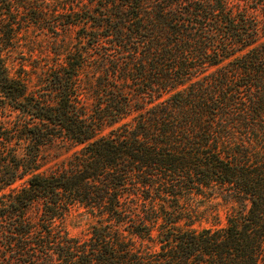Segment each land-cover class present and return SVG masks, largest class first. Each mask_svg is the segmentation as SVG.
Returning <instances> with one entry per match:
<instances>
[{"label":"trees","instance_id":"1","mask_svg":"<svg viewBox=\"0 0 264 264\" xmlns=\"http://www.w3.org/2000/svg\"><path fill=\"white\" fill-rule=\"evenodd\" d=\"M34 25L78 32L29 88ZM0 264H264V0H0Z\"/></svg>","mask_w":264,"mask_h":264},{"label":"rangeland","instance_id":"2","mask_svg":"<svg viewBox=\"0 0 264 264\" xmlns=\"http://www.w3.org/2000/svg\"><path fill=\"white\" fill-rule=\"evenodd\" d=\"M58 28V33H53L46 28L30 26L25 31L19 33L16 42V47L6 54L5 63L11 74L27 76V84L32 88L38 83V77L43 75V72L51 66H57L63 62L65 52L72 50L75 45V36L78 32L77 25H70L63 29ZM91 99L85 98L86 106L90 105ZM108 127L101 130L102 133L107 132ZM70 152L64 151L59 146H51L43 151L40 159V164L36 171L47 173L55 169L62 160L69 155ZM23 178L16 181L14 186L19 187L23 183ZM219 223L224 224L223 207H218ZM91 217L82 214L69 217L66 221V228L72 235H86L88 233ZM214 221L210 215L204 214L198 221L192 224L193 227H201L211 225ZM154 245V244H153ZM156 248L157 246H152Z\"/></svg>","mask_w":264,"mask_h":264}]
</instances>
